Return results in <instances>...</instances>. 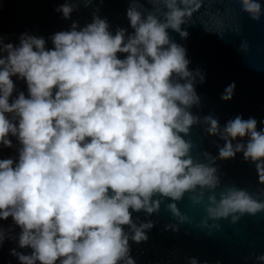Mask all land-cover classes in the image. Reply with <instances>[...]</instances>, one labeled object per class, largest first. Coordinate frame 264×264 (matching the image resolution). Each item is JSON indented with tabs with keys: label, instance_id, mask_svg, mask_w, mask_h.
I'll list each match as a JSON object with an SVG mask.
<instances>
[{
	"label": "clouds",
	"instance_id": "obj_1",
	"mask_svg": "<svg viewBox=\"0 0 264 264\" xmlns=\"http://www.w3.org/2000/svg\"><path fill=\"white\" fill-rule=\"evenodd\" d=\"M238 2L253 21L264 15L258 0ZM200 7V0H130L132 34H113L94 15L50 37L52 49L41 37L24 34L18 46L0 37V145L11 148L10 135L20 145L18 162L0 159V220L11 217L21 229L19 247L32 250H12L20 264H136L129 242H146L154 222L134 221L133 212L151 216L164 204L177 221L165 230L178 232L191 224L178 208L186 194L204 207L200 227L209 235L220 230L216 221L236 224L264 212V200L245 189L226 187L219 199L215 192L216 161L237 153L255 164L264 185V130L255 118L237 115L221 127L214 115L191 112L200 105L196 80L205 78L189 70L186 48L169 30L186 39L182 25ZM74 10V3L57 9L66 19ZM233 31L239 35V26ZM239 51H248L247 41ZM14 76L26 81L28 96L10 102ZM234 89L227 86L221 99L231 100ZM199 125L224 142L217 157L202 153L205 162L185 139ZM4 239L0 227V245ZM256 260L264 264V255Z\"/></svg>",
	"mask_w": 264,
	"mask_h": 264
},
{
	"label": "water",
	"instance_id": "obj_2",
	"mask_svg": "<svg viewBox=\"0 0 264 264\" xmlns=\"http://www.w3.org/2000/svg\"><path fill=\"white\" fill-rule=\"evenodd\" d=\"M143 2V0H142ZM264 12V0H258ZM75 4L70 18H64L57 11L64 4ZM201 7L195 11L182 30L188 37L182 39L178 33L169 30L170 38L186 48V58L190 61V71L200 70L205 78L200 83L197 78L195 91L200 97V105L193 106L191 112L201 118L209 114L218 118L223 127L237 115L243 119L255 118L257 129L264 130V15L253 21L241 8L238 0H200ZM130 0H92L85 6L83 0H0V37L5 44L19 45L24 34L44 38L46 49L54 46L50 37L60 31H68L75 22L80 28L92 22L93 16L106 19L109 31L115 34L118 28L132 34L133 29L127 19ZM146 8L151 5L145 3ZM240 28V34L233 29ZM216 33H221L222 37ZM242 41H247L248 51H239ZM121 59L123 54H118ZM15 85L10 102L23 92L28 96L25 80L12 77ZM235 83L232 99L224 101L221 96L230 84ZM204 125L194 126L190 136L194 148L192 156L205 162L203 152L217 157L224 142L219 137L205 133ZM12 147L0 145V159L12 158L18 162L20 147L16 137L9 136ZM237 141H234V143ZM241 142H246L241 141ZM221 185L215 190L217 198L226 187L235 186L247 190L255 198L264 200V185L258 183L255 164L245 161L242 153L234 159L217 160ZM190 194H186L178 208L188 216L191 224L179 226V231L165 230V225L177 221L167 211L164 204L160 212L148 216L144 212H133V220L154 222V227L146 232L148 240L139 244L130 240L131 257L136 264H189L196 258L198 264H258L256 256L264 255V212L255 216L244 215L236 224L231 218L216 221L220 230L200 227L206 217L203 206H193ZM171 203V201H166ZM213 221H209V224ZM5 230V239L0 245V264H20L12 250L31 254L30 248H20L18 237L21 229L11 217L0 220ZM125 231L128 228L125 226Z\"/></svg>",
	"mask_w": 264,
	"mask_h": 264
}]
</instances>
